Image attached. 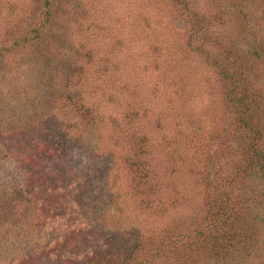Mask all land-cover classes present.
<instances>
[{"label":"rangeland","instance_id":"374dc122","mask_svg":"<svg viewBox=\"0 0 264 264\" xmlns=\"http://www.w3.org/2000/svg\"><path fill=\"white\" fill-rule=\"evenodd\" d=\"M1 48L0 264H263L264 0H0Z\"/></svg>","mask_w":264,"mask_h":264},{"label":"trees","instance_id":"16d2710c","mask_svg":"<svg viewBox=\"0 0 264 264\" xmlns=\"http://www.w3.org/2000/svg\"><path fill=\"white\" fill-rule=\"evenodd\" d=\"M35 35L33 36V40H38V41H41V40H43V34L42 33H39V32H36L35 31ZM42 42V41H41ZM6 50H8V49H5V48H1L0 49V57L1 58H3L4 57V55H3V53L6 51ZM244 97L247 99V97L244 95ZM239 102L241 103L240 105L241 106H244L245 108H246V110H250L251 112L253 111V109H257V108H255V107H253L252 105H249L248 104V102H249V100L247 99V101L244 99V98H242V97H240L239 98ZM255 106H258V105H255ZM29 113V112H28ZM3 116H5L6 118H8V126L9 127H13L12 129L13 130H17V129H19V128H21V130H24V128H27V126H28V124H29V122L30 121H28V119H27V117H25V116H22V117H20L19 115H15V117L14 118H12V119H10L9 118V112H7L6 114H4ZM30 117V113L28 114V118ZM250 117H248V116H246L245 118H243V117H241V119H240V122L242 121L243 122V124H242V127L245 129V127L246 128H251V125H250ZM13 120V121H12ZM245 126V127H244ZM5 133V131H1V134H4ZM259 157V158H258ZM257 160H259V161H257ZM256 162H260V165H261V169H264V151L263 152H258L257 150H255V151H252L251 152V159H250V161H249V165H251L250 166V170H251V168H253L255 165H257L256 164ZM249 168V167H248ZM222 210H220V212H221ZM224 214H226V216H230V213H229V211H228V213H227V211L226 212H224ZM259 217V213L258 212H255V215L254 216H252V218H255V220H257V218ZM232 226V225H231ZM231 228V227H230ZM233 228V227H232ZM230 232V231H229ZM235 232V231H234ZM231 233V232H230ZM232 234V233H231ZM238 234V233H237ZM236 233H233V235H232V239L234 238V237H236V235H237ZM217 238H219V237H216L215 238V240L213 241V247H212V249H211V251L213 250V249H215L214 251H215V253L216 252H218L219 250H221V248H220V246H219V243H218V239ZM233 240H235L237 243H241V241L240 240H238V239H233ZM250 241H248V245H247V247H248V249H249V252H253V253H256L257 255L256 256H254V258H257L258 257V255H259V257H261L260 259L262 260V261H264V236L263 237H261L260 238V236H259V231H258V234H257V236L255 237V238H250L249 239ZM214 253V254H215ZM222 260L223 259H220V263L222 262ZM263 264H264V262H263Z\"/></svg>","mask_w":264,"mask_h":264}]
</instances>
